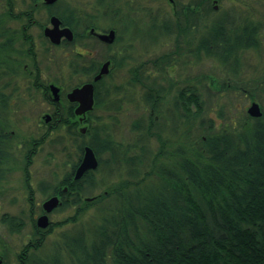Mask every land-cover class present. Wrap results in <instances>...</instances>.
<instances>
[{"label":"trees","instance_id":"trees-1","mask_svg":"<svg viewBox=\"0 0 264 264\" xmlns=\"http://www.w3.org/2000/svg\"><path fill=\"white\" fill-rule=\"evenodd\" d=\"M16 1L7 0L0 14V182L11 153L8 115L19 90V57L35 60L30 87L42 80L28 34L36 13L46 9L49 23L56 15L73 31V41L58 46L106 49L101 59L78 52L69 61V76L77 81L61 84L52 131L28 141L38 146L49 137L66 156L63 176L38 188L48 197L61 196L54 211L75 212L50 220L46 229L33 215L4 214L12 233L29 222L33 227L17 264H264V13L252 4L216 7L214 0H175L170 9L164 0H88L82 7L30 0L16 12ZM13 20L22 21L21 27L13 29ZM38 24L53 44L44 34L47 23ZM91 29L115 30L116 38L105 43ZM136 46L154 55L140 60L142 55L132 54ZM250 51L257 54L255 63ZM203 59L218 65L191 73L190 61ZM106 61L109 73L94 82ZM177 67L184 74L174 79ZM250 67L258 70L255 76L247 73ZM86 82L95 83V104L80 121L67 92ZM254 101L261 106L259 117L248 113ZM132 105L139 115L130 137L118 138L117 114ZM98 109L110 112V124L95 114ZM86 146L99 166L76 180ZM68 224L76 226L45 246L55 228Z\"/></svg>","mask_w":264,"mask_h":264},{"label":"rangeland","instance_id":"rangeland-1","mask_svg":"<svg viewBox=\"0 0 264 264\" xmlns=\"http://www.w3.org/2000/svg\"><path fill=\"white\" fill-rule=\"evenodd\" d=\"M42 1V0H40ZM71 6H84L88 0H64ZM30 0H17L16 12L22 11ZM164 5L170 9L175 0H164ZM7 0H0V14L5 10ZM246 4H252L259 13H264V0H214L216 7L235 8L236 10L244 9ZM221 10V9H220ZM218 10L219 12H221ZM47 12L41 10L35 15V25L28 31L29 36H32L34 40V47L36 50V61L39 62L41 67V79L39 82L58 84H75L76 78L69 76V61L75 57L76 53H83L92 56L96 59H101L106 49L104 46L94 44L92 47H84L82 45L76 46H54L50 42L44 40L41 36L42 28L39 23H47ZM47 21V22H46ZM22 21L13 20L10 25L13 29H18L22 25ZM264 40V39H263ZM91 42V41H89ZM93 44V42H91ZM157 50V49H156ZM162 50H157L156 54ZM132 54L134 56L142 55L140 60H145L154 55V52L142 53V49L139 46L133 48ZM257 54L253 51L247 53L248 59L252 63H255ZM21 63L18 66L17 74L15 75L19 90L17 94L10 101L9 109V121L12 131L11 153L6 164L7 173L5 178L0 182V264H17L18 252L22 249L23 245L27 243L33 232L31 222L20 233H12L8 226L3 223L2 217L4 214L18 215L24 213L28 216L33 215L37 220L43 211L41 206L46 200L47 196L39 191L38 185L41 181L52 182L59 176L62 177L65 171L69 167L65 166V158L58 146H54L50 143L49 137L43 144L38 146L30 145L28 141H32L38 138L40 134H43L51 125L50 122L55 119L53 113H55L56 106L51 103L45 93L38 88L39 85L36 81V87H30V81L34 78L32 71V63L35 62L34 58L30 56L19 57ZM218 64L211 59H203L199 63L190 61L188 69H191V73H203L214 69ZM61 66V68H59ZM180 67L175 68L172 71L174 79H177L180 74H184ZM127 69V68H126ZM178 71V72H177ZM119 75H125L126 70L118 71ZM258 70L250 67L247 71L250 76H255ZM180 73V74H179ZM58 81L59 83L55 82ZM83 80H86L85 78ZM118 80V79H117ZM14 81V82H15ZM51 84V85H52ZM38 86V87H37ZM59 86V85H58ZM52 96L54 97L53 93ZM173 96V94H172ZM171 96V97H172ZM222 101V100H221ZM224 102V100L222 101ZM248 103L247 107L250 106ZM218 109V106H216ZM230 115H234V108L230 107ZM95 114L105 120V122H111L110 112L105 109L96 110ZM135 107L126 106L124 110L117 114L119 119L118 138H125L128 140L130 137L129 127L134 118L138 116ZM50 116L48 119L47 117ZM45 120V121H44ZM79 120L80 119L79 116ZM55 123L52 122V126ZM79 128L87 127L84 123L79 124ZM53 137L57 135V131L52 132ZM71 149L75 148L73 141L70 142ZM32 147V149H31ZM31 149V150H30ZM29 150L31 151L30 154ZM29 155V156H28ZM97 190L95 193H98ZM92 209L88 211V215ZM75 210L73 208H67L61 211H54L50 214V220L52 222H60L73 215ZM87 215V216H88ZM87 217L83 218V222ZM79 224V223H78ZM74 224H68L62 228H55L54 232L49 235L46 240L45 246H52L53 242L58 238L61 231L73 228ZM51 251V247L48 248Z\"/></svg>","mask_w":264,"mask_h":264},{"label":"water","instance_id":"water-1","mask_svg":"<svg viewBox=\"0 0 264 264\" xmlns=\"http://www.w3.org/2000/svg\"><path fill=\"white\" fill-rule=\"evenodd\" d=\"M48 5L55 4L57 0H44ZM92 34L96 35L101 41L105 43H113L116 38L115 30H110L109 32H97L95 29H91ZM44 34L48 37L53 44H61L63 39L68 41H73L74 33L70 27L64 26L61 19L53 15L50 19V25L44 28ZM111 61H106L99 73L94 77L93 81L97 82L104 75L108 74L110 71ZM86 82L81 86L71 89L67 93V98L69 101L77 103L75 108L76 115L80 116V119L83 121L85 119L87 112L91 111L94 108L95 104V83ZM51 90L54 95L53 100L55 102L60 101V87L52 84ZM248 113L253 117H259L262 115L261 106L258 102L254 101L248 107ZM48 119L50 116L47 117ZM82 131H86V127L82 128ZM99 166V161L97 156L90 146L85 147L84 156L81 163L76 169L75 179H81L87 171L95 170ZM62 204L60 197L58 195L52 196L43 203L44 213L40 215L37 219L38 227L46 229L49 227L51 221L49 215Z\"/></svg>","mask_w":264,"mask_h":264},{"label":"flooded vegetation","instance_id":"flooded-vegetation-1","mask_svg":"<svg viewBox=\"0 0 264 264\" xmlns=\"http://www.w3.org/2000/svg\"><path fill=\"white\" fill-rule=\"evenodd\" d=\"M97 32H98V31H97ZM100 32H101V31H100ZM95 36H96V35H95ZM96 37H97V36H96ZM55 45H56V44H55ZM56 46H58V45H56ZM55 82H56V81H55ZM51 84H52V83H50V84L48 83V84H47V83H43V82H38V85H40V89L45 93V96L48 97V98L50 99L49 101H50L51 103H54V104H55V103H57V102H55V101L53 100L52 90H51ZM58 85H59V87H60V95H61V99H62V94H63V92H64V90H65V87H64L63 85H60V84H58ZM58 85H57V86H58ZM67 93H68V92H67ZM61 99H60V101H61ZM60 101H58V102H60ZM55 106H56V105H55ZM56 107H57V106H56ZM52 115H53V118H54V113H53ZM44 121H45V120H44ZM52 122H53V123H56V119L52 120ZM52 122H50L51 125L48 126V130H49V131H52V130H51V129H52ZM66 189H67V188H66ZM56 195H58V196L60 197V200H61V196H60L59 194H56ZM53 196H54V195H53ZM50 197H52V196H50ZM50 197L47 196L46 200L49 199ZM46 200H45V201H46ZM45 201H44V202H45ZM44 202H43V203H44ZM42 207H43V204H42ZM42 214H43V213H42Z\"/></svg>","mask_w":264,"mask_h":264}]
</instances>
